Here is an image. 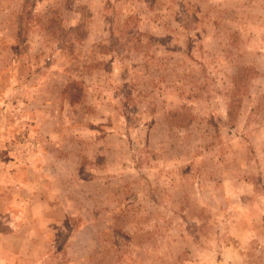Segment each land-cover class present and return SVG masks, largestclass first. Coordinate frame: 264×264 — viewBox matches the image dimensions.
I'll list each match as a JSON object with an SVG mask.
<instances>
[{"label":"rangeland","instance_id":"obj_1","mask_svg":"<svg viewBox=\"0 0 264 264\" xmlns=\"http://www.w3.org/2000/svg\"><path fill=\"white\" fill-rule=\"evenodd\" d=\"M0 264H264V0H0Z\"/></svg>","mask_w":264,"mask_h":264},{"label":"trees","instance_id":"obj_2","mask_svg":"<svg viewBox=\"0 0 264 264\" xmlns=\"http://www.w3.org/2000/svg\"><path fill=\"white\" fill-rule=\"evenodd\" d=\"M75 85H78V83L70 82V83H67V85L65 86V91L69 95V99L71 102L76 100L75 98L77 97V94L73 89L77 87Z\"/></svg>","mask_w":264,"mask_h":264}]
</instances>
